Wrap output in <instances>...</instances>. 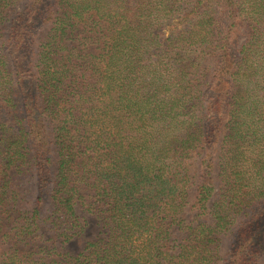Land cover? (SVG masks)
<instances>
[{
  "label": "trees",
  "instance_id": "1",
  "mask_svg": "<svg viewBox=\"0 0 264 264\" xmlns=\"http://www.w3.org/2000/svg\"><path fill=\"white\" fill-rule=\"evenodd\" d=\"M0 240V264H264V0H0Z\"/></svg>",
  "mask_w": 264,
  "mask_h": 264
},
{
  "label": "rangeland",
  "instance_id": "2",
  "mask_svg": "<svg viewBox=\"0 0 264 264\" xmlns=\"http://www.w3.org/2000/svg\"><path fill=\"white\" fill-rule=\"evenodd\" d=\"M12 176V184L16 193V198L18 199V202L22 205V207L26 208L28 207L32 201L33 197L35 195V182H34V175L30 169H26V171L22 172H13L11 174ZM81 213V212H79ZM85 214L84 212H82ZM86 218L89 219L90 224L89 227L86 230L84 239H88L92 236H94L97 233V226L94 225V220L92 216L85 215ZM229 241L225 239V244L228 245ZM81 247L80 245H77L73 243L72 245L68 246L67 249L70 251H77ZM5 249L4 243L0 240V260L3 254V251ZM225 251V250H224Z\"/></svg>",
  "mask_w": 264,
  "mask_h": 264
}]
</instances>
